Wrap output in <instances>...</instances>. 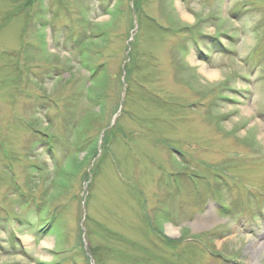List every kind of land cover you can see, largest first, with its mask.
Segmentation results:
<instances>
[{
	"label": "rangeland",
	"instance_id": "374dc122",
	"mask_svg": "<svg viewBox=\"0 0 264 264\" xmlns=\"http://www.w3.org/2000/svg\"><path fill=\"white\" fill-rule=\"evenodd\" d=\"M262 235L264 0H0V264H264Z\"/></svg>",
	"mask_w": 264,
	"mask_h": 264
},
{
	"label": "bare ground",
	"instance_id": "6f19581e",
	"mask_svg": "<svg viewBox=\"0 0 264 264\" xmlns=\"http://www.w3.org/2000/svg\"><path fill=\"white\" fill-rule=\"evenodd\" d=\"M202 72L205 74V76L209 79V80H215V79H217V77H218V75L216 74V73H208V71L206 70V69H202ZM247 115H248V113H246ZM246 115V116H247ZM210 219L211 218H206L205 220H203L202 222H200L199 224H197L196 225V228H198V226H205L206 224H208V223H210ZM168 233L170 234V235H175V232H174V229H169L168 230ZM262 236H264V235H262ZM263 238L264 237H261V236H259V238H257V239H260L259 241H262L263 240ZM259 243V244H258ZM46 245H48L47 243H46ZM257 245H259V248H257V249H259L260 251L263 249L264 250V240L262 241V242H258L257 241ZM258 255L259 253H258V251H253V255Z\"/></svg>",
	"mask_w": 264,
	"mask_h": 264
},
{
	"label": "trees",
	"instance_id": "16d2710c",
	"mask_svg": "<svg viewBox=\"0 0 264 264\" xmlns=\"http://www.w3.org/2000/svg\"><path fill=\"white\" fill-rule=\"evenodd\" d=\"M113 131H115V129H114ZM111 132H112V131H111Z\"/></svg>",
	"mask_w": 264,
	"mask_h": 264
}]
</instances>
